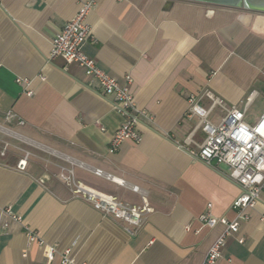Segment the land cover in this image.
Wrapping results in <instances>:
<instances>
[{
  "label": "crops",
  "instance_id": "obj_1",
  "mask_svg": "<svg viewBox=\"0 0 264 264\" xmlns=\"http://www.w3.org/2000/svg\"><path fill=\"white\" fill-rule=\"evenodd\" d=\"M87 1L93 9L84 52L118 81L130 76L135 104L151 119L139 118L138 144L127 140L113 154L109 141L122 119L111 98L77 64L48 60L52 38ZM204 90L239 110L255 92L245 121H258L264 14L203 0H0V136L14 147L0 158V264H59L46 262L44 245L70 249L77 264H201L223 226L202 228L197 218L211 205L213 216L231 220L240 193L227 166L205 165L176 145L195 124L185 117L187 97ZM9 112L15 118L7 122ZM220 116L216 110L211 119ZM19 144L33 151L23 172L15 167ZM61 166L79 183L135 205L131 187H138L154 212L130 235L74 198L59 179ZM7 206L21 224L2 215ZM262 218L264 193L217 264H264ZM26 229L41 244L27 241Z\"/></svg>",
  "mask_w": 264,
  "mask_h": 264
},
{
  "label": "built area",
  "instance_id": "obj_2",
  "mask_svg": "<svg viewBox=\"0 0 264 264\" xmlns=\"http://www.w3.org/2000/svg\"><path fill=\"white\" fill-rule=\"evenodd\" d=\"M92 9V1L81 3L74 17L52 38L48 60L60 57L66 63L77 64L103 97L111 98L113 110L122 119L119 128L109 141L108 153L113 154L127 140L137 144L141 141L136 126L139 118L147 115L135 104L134 96L130 91L132 78L126 75L122 82L118 81L99 68L96 61L84 52L85 43L91 39L86 20ZM22 82L26 85L29 83L28 80ZM26 94L32 96L31 91ZM255 95V92L249 95L241 110L227 105L209 90H204L199 95H189L186 99L188 108L185 117L188 120H195V124L181 143L176 142L177 147L187 151L192 158L205 165L215 162L227 166L228 179L240 190L239 195L230 205L231 211L234 212V218L231 220L213 216L209 211L211 205H208L207 211L197 218L202 228L213 229L217 225L223 226V231L210 246L201 264H217L220 261L226 240L238 233L240 222L249 219V212L255 208L260 195L264 193V113L254 125L245 121L246 108ZM216 110L221 116L214 122L211 117ZM14 118L15 116L9 112L5 120L10 122ZM18 124L23 123L18 121ZM12 148L14 147L11 143L0 139V158H5ZM29 156L30 153L23 152L22 157L17 160L15 167L18 171H25ZM94 174L123 185V181L104 175L100 170H95ZM60 179L70 189L74 198L81 199L91 205L95 211L122 222L130 235L135 234L143 220L154 212L146 199L145 192L138 187H131L140 199V204L135 205L116 195H107L79 183L72 171H68L67 175L61 173ZM2 215L19 224L22 223V217L15 214L10 206L2 209ZM261 221L264 224V218ZM27 237V241L41 244V241L29 231ZM238 243L242 244L243 240L239 239ZM70 252V249L59 252L53 246L44 245L42 254L48 263L58 258L59 264H77Z\"/></svg>",
  "mask_w": 264,
  "mask_h": 264
},
{
  "label": "water",
  "instance_id": "obj_3",
  "mask_svg": "<svg viewBox=\"0 0 264 264\" xmlns=\"http://www.w3.org/2000/svg\"><path fill=\"white\" fill-rule=\"evenodd\" d=\"M206 3L264 14V0H203Z\"/></svg>",
  "mask_w": 264,
  "mask_h": 264
},
{
  "label": "rangeland",
  "instance_id": "obj_4",
  "mask_svg": "<svg viewBox=\"0 0 264 264\" xmlns=\"http://www.w3.org/2000/svg\"><path fill=\"white\" fill-rule=\"evenodd\" d=\"M6 128H9V126L8 125H6ZM10 129V128H9ZM0 139H3V140H6V141H8L9 140V137L7 138L6 136H0ZM8 139V140H7ZM9 141H11V140H9ZM12 144V143H11ZM14 145V144H13ZM17 147V146H16ZM18 148L19 149H21L22 151H24V152H28V153H32L33 151H31L30 150V148L29 147H27L26 145H22V144H19L18 145ZM12 156H14L15 158H17V157H19V154H18V152H16V153H12L11 154ZM35 155H37L39 158L40 157H42V156H40V155H38V154H35ZM35 160H37V159H35ZM52 160V159H51ZM37 161H40V159H38ZM52 162H54V163H56V160L55 159H53L52 160ZM51 167H54L55 168V166L54 165H52ZM61 168V172H60V174H59V179H60V175H61V173H63L64 175H67L68 174V171H71L72 169L70 168V166H61L60 167ZM72 173H73V171H72ZM61 180V179H60ZM64 183V182H63Z\"/></svg>",
  "mask_w": 264,
  "mask_h": 264
}]
</instances>
